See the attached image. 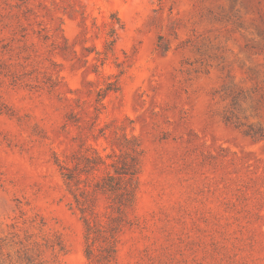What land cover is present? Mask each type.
Instances as JSON below:
<instances>
[{
	"label": "rangeland",
	"instance_id": "1",
	"mask_svg": "<svg viewBox=\"0 0 264 264\" xmlns=\"http://www.w3.org/2000/svg\"><path fill=\"white\" fill-rule=\"evenodd\" d=\"M124 134L113 264H264V0H0V264H94L59 164Z\"/></svg>",
	"mask_w": 264,
	"mask_h": 264
},
{
	"label": "trees",
	"instance_id": "2",
	"mask_svg": "<svg viewBox=\"0 0 264 264\" xmlns=\"http://www.w3.org/2000/svg\"><path fill=\"white\" fill-rule=\"evenodd\" d=\"M120 153L104 155L97 149L89 156L83 150L74 154L71 166L60 163L68 191L73 195L74 207L81 212L85 225L86 256L94 264H113L117 262L119 236L128 223L127 212L134 208L139 189V174L143 163L144 149L135 135L124 134L117 143ZM114 156L111 163L107 158ZM108 168L105 176L97 181L91 192L82 186L83 173L94 172L102 167ZM90 167V168H89ZM105 194L111 208L108 220L103 223L95 209L97 194ZM73 207V203H72Z\"/></svg>",
	"mask_w": 264,
	"mask_h": 264
}]
</instances>
